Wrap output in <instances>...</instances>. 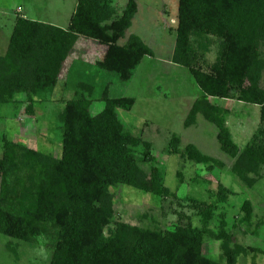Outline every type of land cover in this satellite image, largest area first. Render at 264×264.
I'll return each mask as SVG.
<instances>
[{
    "label": "trees",
    "instance_id": "16d2710c",
    "mask_svg": "<svg viewBox=\"0 0 264 264\" xmlns=\"http://www.w3.org/2000/svg\"><path fill=\"white\" fill-rule=\"evenodd\" d=\"M138 10L137 0H127L120 14L112 0H78L65 29L17 16L7 52L0 56V105H26L25 112L32 116L37 104L49 101L82 38L106 47L103 59L96 62L99 69L117 74L123 83L131 81L143 59L154 56L139 36L131 35L120 44ZM215 43L217 55L209 64L206 53ZM263 47L264 0H178L171 62L188 69L200 91L185 127L194 126L198 115L213 124L221 150L235 160L232 173L249 188L264 165ZM79 89L82 94L66 101L57 114L62 126L60 156L2 139L1 235L31 243L52 227L56 238L49 264H238L241 256L264 255L263 249L235 242V230L253 221L250 200L243 203V216L233 232L226 230L224 214L218 231L209 227L216 203H226L233 193L223 184L210 193L211 204L186 196L202 216L200 228L192 225L191 218L182 224L183 215L166 231L117 221L113 187L130 186L159 199L175 193L165 184L151 142L134 135L119 117L118 110L130 111L135 99L113 98L105 91L104 108L92 114L93 86L83 83ZM219 99L260 107L259 126L243 149L233 140L227 126L230 111L217 104ZM180 145V137L172 135L170 154L210 172L224 166L193 144L184 151ZM177 176L184 183L180 172ZM207 239L219 242L218 260L203 254ZM12 243L8 248L15 254Z\"/></svg>",
    "mask_w": 264,
    "mask_h": 264
},
{
    "label": "rangeland",
    "instance_id": "374dc122",
    "mask_svg": "<svg viewBox=\"0 0 264 264\" xmlns=\"http://www.w3.org/2000/svg\"><path fill=\"white\" fill-rule=\"evenodd\" d=\"M77 1L0 0V55L7 52L19 7L23 9L21 14L31 20L66 28ZM112 3L120 14L127 0H112ZM137 3L138 14L120 44H124L131 35L139 36L153 49L154 56H146L131 81L123 83L117 74L96 66V62L103 59L106 47L80 39L66 61L60 81L49 101L37 104L32 116L25 112L26 105L19 108L0 105V157L3 138L60 156L62 126L57 121V114L66 101L82 94L79 84H88L94 88L90 96L93 99L92 114L104 108L102 95L105 91L113 98H134L133 108L130 111L118 110L119 117L134 135H142L146 141L151 142V154L163 166L165 184L175 193V197L159 199L130 186L113 187L111 192L115 196V219L143 228L166 231L172 229L183 215L182 224L187 225L191 218L192 225L200 228L202 216L198 208L186 200V196L191 194L211 204L214 199L210 193L217 191L218 184H223L233 193L228 196L226 203H216L209 227L218 231L220 216L224 214L228 223L226 230L233 232L243 216V203L250 200L254 209L253 221L249 226L244 225L242 229L235 230V242L264 250V165L260 177L249 188L232 173L235 160L221 150L217 140L218 130L213 124L198 115L194 126L185 127L187 115L200 91L188 69L169 63L175 45L178 0H137ZM217 51L218 45L215 43L206 53L207 63L215 61ZM262 54L264 57V47ZM202 66L207 70L205 63ZM261 86L264 87V76ZM217 104L230 111L227 126L234 142L243 149L259 126L260 107L237 100L219 99ZM245 117L248 125L243 130L238 121ZM174 134L180 137L181 151L193 144L203 154L219 160L224 166L210 172L202 165L183 160L180 155L170 154L168 144ZM142 165L146 170L150 169V165ZM179 172L184 183L177 176ZM196 172H199V176ZM55 238V230L50 226L31 243L13 241L0 234V264H49ZM11 241L15 254L8 248ZM203 254L218 260L219 242L207 239L203 245ZM238 264H264V255L241 256Z\"/></svg>",
    "mask_w": 264,
    "mask_h": 264
},
{
    "label": "crops",
    "instance_id": "0c3cea01",
    "mask_svg": "<svg viewBox=\"0 0 264 264\" xmlns=\"http://www.w3.org/2000/svg\"><path fill=\"white\" fill-rule=\"evenodd\" d=\"M18 9H20L19 11L17 10V15H16V17L17 16H22V17H25L24 15H22L21 13H23V9H22V7H19ZM25 18H28V17H25ZM29 19V18H28ZM14 22H15V19H14ZM13 27H14V25H13ZM68 27V26H67ZM66 27V28H67ZM62 28V27H61ZM63 29H65V28H63ZM105 47V46H104ZM105 52H106V50H105ZM0 56H2V55H0ZM170 57H171V55H170ZM144 60V59H143ZM167 61H168V59H166ZM170 60V59H169ZM169 63H171L172 64V62H169ZM175 65V64H174ZM243 115V114H242ZM243 121V122H241V120ZM239 119V121H238V125H240V123H241V128L243 129V130H246V128H247V125H248V120H247V117H245L244 119L243 118H240Z\"/></svg>",
    "mask_w": 264,
    "mask_h": 264
},
{
    "label": "built area",
    "instance_id": "2783aa9c",
    "mask_svg": "<svg viewBox=\"0 0 264 264\" xmlns=\"http://www.w3.org/2000/svg\"><path fill=\"white\" fill-rule=\"evenodd\" d=\"M20 10V9H19Z\"/></svg>",
    "mask_w": 264,
    "mask_h": 264
}]
</instances>
